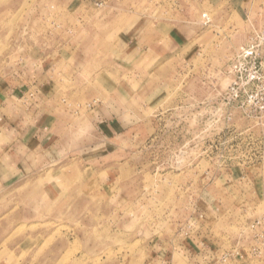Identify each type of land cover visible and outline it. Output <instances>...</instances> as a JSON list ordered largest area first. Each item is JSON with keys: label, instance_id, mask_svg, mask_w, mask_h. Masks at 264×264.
I'll list each match as a JSON object with an SVG mask.
<instances>
[{"label": "rangeland", "instance_id": "rangeland-1", "mask_svg": "<svg viewBox=\"0 0 264 264\" xmlns=\"http://www.w3.org/2000/svg\"><path fill=\"white\" fill-rule=\"evenodd\" d=\"M60 1L0 0V79L32 69L15 105L54 88L82 128L97 105L131 107L136 140L109 155L84 131L68 157L18 155L26 123L0 115V264H264L246 256L264 215V0ZM132 28L149 60L119 67L95 34Z\"/></svg>", "mask_w": 264, "mask_h": 264}, {"label": "crops", "instance_id": "crops-1", "mask_svg": "<svg viewBox=\"0 0 264 264\" xmlns=\"http://www.w3.org/2000/svg\"><path fill=\"white\" fill-rule=\"evenodd\" d=\"M81 1L76 0L77 3L80 2L79 5L83 4ZM76 2H73L72 4ZM60 3H64L63 0H61ZM146 34L147 33L144 29L132 28L128 31L119 30V32L118 30L115 31L113 29V31L109 32L108 34L96 33L95 35H109L110 37L113 36L111 39L114 41L116 47L113 48L112 51H116L118 44L123 49V51H125V55L120 56L121 59H119L122 64H117V66L129 67L133 69L137 68L138 66H145L146 62L149 60V55L147 54L149 52V47L143 46L140 43ZM111 39L110 41L112 42ZM116 42H118V44ZM83 47L84 46L82 45L81 48ZM133 56V59H129ZM113 66L114 64L112 67ZM30 68L31 67H28V69ZM31 71L32 69H30V71L24 70L22 71V74L18 75L12 73L7 77H3V79H0V84L2 85H0V115L4 117L5 121L9 120L8 116L13 115V110L16 109L15 112L19 114L16 124H22L23 121L26 123L24 124L23 129H20L18 139L15 140V143L13 142L14 154L18 153V155H21V151H25L27 154H33L34 152H39L40 148H43V151L46 154V152L49 153L48 150L57 146L63 147V153L68 157L69 155L73 154V152H70L71 149H79L84 147V145H82V138H79L76 135L77 133L84 131L90 133L89 137L92 140H94V138L98 139L100 141L99 144L102 143L100 147L105 146V148H110L111 154L109 155H113L117 152L125 150L129 145L135 142L134 140L136 139L134 138V134L137 133V129H135L137 128L135 127L136 124L131 123L130 119H127L129 115H133L131 107H128V109L131 111L130 112L128 109H123L117 106L115 103L113 105H105L103 103L97 105L98 107H96L94 111L92 110L93 113L91 111L92 117L88 118V122L90 124L87 123L88 126L82 128L80 127V121L78 123L77 120L72 119L74 114L70 109H63V113H56L55 109L58 108V105L53 104L55 91L54 88H51L48 92L44 90V94L40 93L41 95H36V97L39 96L40 98L39 104L34 103V105L28 111H21L20 108L14 103L15 98H18L17 95H19V92L17 91L18 94L16 92L17 95H14V93L15 89L18 87L17 84H19V79L25 78L31 80L34 78ZM137 78L142 80V76L140 75H138ZM125 94L127 96V93ZM127 98L128 97H126V99ZM45 100H50L51 103L47 104ZM1 112L5 115H3ZM6 112H9L7 116ZM21 116H23L25 119H22ZM16 124L14 123L13 127L17 126L18 129L19 127ZM84 124L85 126L87 125L85 122ZM21 136H24L26 139L21 138ZM84 139L86 140L87 138ZM110 165H112V167L109 166L108 170L113 167L116 168V163H114V165L110 163ZM71 195L72 194H68L67 196ZM161 243L173 244L174 242H172L171 239L166 240L163 238ZM163 254L164 253H162V256Z\"/></svg>", "mask_w": 264, "mask_h": 264}, {"label": "built area", "instance_id": "built-area-1", "mask_svg": "<svg viewBox=\"0 0 264 264\" xmlns=\"http://www.w3.org/2000/svg\"><path fill=\"white\" fill-rule=\"evenodd\" d=\"M236 99L239 98L238 95L235 97ZM247 230L250 234L248 236L249 238V245L247 249L246 256H250L254 259H262L264 260V215L258 217L257 219L253 220L248 226ZM232 256H240L241 255V249L240 253L239 251L232 254H226L224 260H227L229 257Z\"/></svg>", "mask_w": 264, "mask_h": 264}]
</instances>
